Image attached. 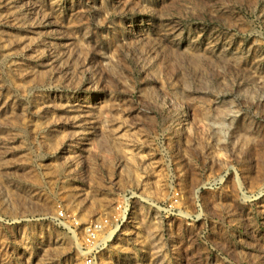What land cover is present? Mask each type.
Here are the masks:
<instances>
[{
	"label": "rangeland",
	"instance_id": "374dc122",
	"mask_svg": "<svg viewBox=\"0 0 264 264\" xmlns=\"http://www.w3.org/2000/svg\"><path fill=\"white\" fill-rule=\"evenodd\" d=\"M0 264H264V0H0Z\"/></svg>",
	"mask_w": 264,
	"mask_h": 264
}]
</instances>
